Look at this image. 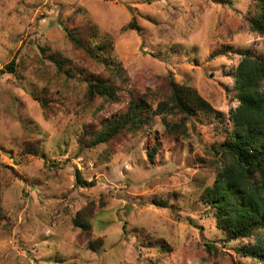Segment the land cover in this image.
<instances>
[{
    "label": "rangeland",
    "instance_id": "374dc122",
    "mask_svg": "<svg viewBox=\"0 0 264 264\" xmlns=\"http://www.w3.org/2000/svg\"><path fill=\"white\" fill-rule=\"evenodd\" d=\"M261 13L264 0H0V264H264L239 253L264 230L229 239L202 199L239 131L238 51L264 61ZM99 80L114 98L89 95ZM172 81L213 107L175 134L181 116L156 111ZM137 103L135 131L93 144Z\"/></svg>",
    "mask_w": 264,
    "mask_h": 264
},
{
    "label": "trees",
    "instance_id": "16d2710c",
    "mask_svg": "<svg viewBox=\"0 0 264 264\" xmlns=\"http://www.w3.org/2000/svg\"><path fill=\"white\" fill-rule=\"evenodd\" d=\"M253 29L264 34V13L256 16L252 22ZM65 34L77 47H85L84 41L76 31L62 26ZM90 39L99 38L97 29L88 28ZM242 59L235 73V86L238 90L240 104L230 111L229 119L239 131L222 144V152L231 157V162L220 168L213 185L206 187L202 199L214 208L218 228L224 230L229 239L247 238L264 230V61L253 57L248 50H239ZM63 68L65 61L58 62ZM15 72L14 61L7 67ZM89 95L97 94L114 98L115 88L102 80L89 85ZM42 101L44 107L46 101ZM143 104L137 103L130 110L113 120L106 129L96 135L93 144L107 142L123 130L135 131L142 120L139 112ZM198 110L212 111V105L191 87H184L172 81V92L157 105V113L163 115H180L181 122L167 123L172 134L179 132L186 120ZM157 147L149 151V159L154 160ZM77 184L93 185L94 181L81 178L78 169ZM75 226L81 228L82 234H89L90 222L82 218L80 212L74 218ZM94 246L93 244H91ZM243 256L264 261V242L258 246H244L239 249Z\"/></svg>",
    "mask_w": 264,
    "mask_h": 264
}]
</instances>
